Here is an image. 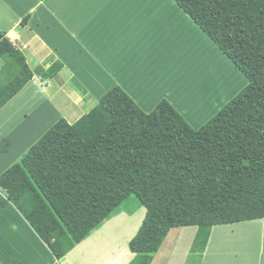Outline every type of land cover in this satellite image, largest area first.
<instances>
[{
	"label": "trees",
	"instance_id": "1",
	"mask_svg": "<svg viewBox=\"0 0 264 264\" xmlns=\"http://www.w3.org/2000/svg\"><path fill=\"white\" fill-rule=\"evenodd\" d=\"M174 1L248 85L199 129L167 99L148 113L120 86L74 123L59 119L0 175V205L12 204L58 260L132 194L146 214L130 264L154 263L183 227L198 228L204 252L213 227L264 221V0ZM0 59L1 108L35 73L2 30ZM62 68L57 60L40 79Z\"/></svg>",
	"mask_w": 264,
	"mask_h": 264
},
{
	"label": "rangeland",
	"instance_id": "2",
	"mask_svg": "<svg viewBox=\"0 0 264 264\" xmlns=\"http://www.w3.org/2000/svg\"><path fill=\"white\" fill-rule=\"evenodd\" d=\"M7 1L9 2V0ZM65 1L67 3L69 0ZM17 2L13 3L18 7ZM20 6L26 7L22 3ZM73 6H76V1ZM44 7L46 6H38L34 22L39 20L38 29L42 34H46L48 37L47 42L50 45L53 44L55 39L64 42L66 36L61 28L67 29L68 27L70 30L67 29V32L70 36L67 43L70 44V48L74 49H64V45H61L59 50L54 52L50 59L46 58L43 63L34 61L31 58L29 60L31 64L33 63V65H30L31 69L38 77L37 80H39L41 68L46 69L47 65L50 67L57 60L63 62L62 56H70L72 60L84 62V68H81L82 75L80 76L82 80L77 75H74L73 80V83L83 84L84 87L94 83L92 90L94 92L91 93L93 97L88 98L81 106L84 112L83 115L98 104L102 95L118 84L115 83L118 76L126 74L117 66V60L122 59V55L120 58H114L126 46L128 52H122V54L135 56L136 59L145 57V62L142 59L140 60L144 66L148 61L149 68L146 70L144 82L139 81L151 91L152 97L156 91L165 92L167 95L165 99L184 115L194 129H199L205 125L248 85L245 75L236 68L234 63L174 0H83L82 3L76 6L81 9L80 12L83 10L85 12V9L91 8V10L100 8L102 11L134 10V13L130 12V16L137 17L140 31L142 30V33L149 34L151 37L154 35L156 38L154 46H145L151 49L150 51L145 50L143 45L140 46V43L122 45L120 41L115 43L116 41L114 42L110 38L100 39L94 35V25L88 22L85 24L82 18L77 21L78 24H72L70 22L71 17L64 14H62V17L65 21L60 16L57 19H51ZM72 11L76 12V8H73ZM17 13H19V10H17ZM33 15H31V18H33ZM118 17H126V15L120 14ZM29 18L30 16L27 15L22 25L27 24L30 26L31 20L29 21ZM1 22L4 25L7 24L3 17H1ZM74 27L75 29L78 28V31H74ZM154 27H157L156 31ZM49 29H53L56 37L49 35ZM77 45L82 47H77ZM140 48L143 49L140 50ZM84 49H86L85 53ZM83 53L86 62L82 56ZM101 63H103V68L107 70L106 73L100 70ZM99 73H101L100 77ZM96 77H99V80ZM54 79H56V82L60 81L59 86L61 87V81H65L66 76L61 71ZM50 84L54 85L55 82H47L48 86ZM69 88L71 89L72 86H69ZM26 93L27 91L19 97L22 103L30 101V97H25ZM64 95L65 91L60 89L57 97L60 98ZM71 97L72 95H70ZM135 100L142 105L138 99ZM148 102L147 105L150 104L151 100L148 99ZM142 107L144 108L143 105ZM147 108L143 110L148 113L151 112ZM69 109L70 107L63 109V111L68 112ZM145 214L146 209L141 205L138 198L134 194L130 195L119 206L116 213L94 230L80 244L81 246L78 249H105L107 256L109 251L112 253L110 260L115 254L117 255L114 264H125L126 260V264H130L129 261L133 260L135 254L131 252L129 243L142 226ZM246 223L250 222L213 228L214 233L211 234L210 239H213L216 229L223 231L226 234L225 236L230 235V237L229 240L217 237L213 242H210L208 244L209 251H206L205 256L201 250H198L199 248L196 245L198 228L196 226L184 227L178 240L172 242L173 245L171 244L166 249H163L162 246L157 257L163 255L160 264H168L169 262L171 264H203L204 261L205 264H227L223 263L222 260L241 264L240 258L247 255L251 264L256 263L260 256L261 264H264V245L261 231H259L261 227L259 225L263 222H252L256 223L254 227L252 224L246 225ZM243 229L249 231L250 236L252 235L246 244L240 238V232L244 231ZM168 249L172 252L169 258H166L163 252ZM100 260L97 262L104 263L102 257ZM158 262L159 258L155 260L154 264H158Z\"/></svg>",
	"mask_w": 264,
	"mask_h": 264
},
{
	"label": "crops",
	"instance_id": "3",
	"mask_svg": "<svg viewBox=\"0 0 264 264\" xmlns=\"http://www.w3.org/2000/svg\"><path fill=\"white\" fill-rule=\"evenodd\" d=\"M15 1L17 2V0H9V2L7 0H0V30L5 31L11 42L25 53L29 65H33V63L31 64L29 62L31 58H33L34 61H40V63H43L46 58L50 59L54 52L59 50L61 45H64V49H74L70 48V44L67 43L68 37L70 36L67 32L68 27L67 29L64 27L61 28L66 36L64 37V42L58 39H55L52 45L47 42L48 37L46 34H42L38 29L40 25L38 23L39 20L34 22V17L36 16L39 5L46 6L44 7V10L46 9V12L50 15L51 19H57L58 16H60L61 19L65 21L62 17V14H64L65 16L69 15L71 17L70 22H72V24H78L77 21L82 18L85 24L88 22L89 24L94 25V35L100 39L110 38V40H113L114 42L116 41L115 43L120 41V44L122 45H130L132 43L135 45L136 43H140V46L143 45L144 49L147 51H150L151 49L145 46H154L156 44V38L154 35L151 37L149 34L142 33V30L140 31V28L138 27L137 17L130 16V12L134 13V10L116 9L102 11L100 8L93 10H91V8L85 9V12L84 10L81 11L83 12L81 13V9H78L76 6L79 5V3H82L83 0H69L67 2L68 4L65 0H18V7H21V3L22 5H26V7L23 6L19 9L15 3H13ZM75 1L76 6H73ZM73 8H76V12L72 11ZM17 10H19V13H17ZM32 14H34L32 16L33 18H31ZM82 14H84V16H82ZM120 14L126 15V17H118ZM25 15L30 16V26L27 24L22 25L26 18ZM1 17L6 21V25L2 24ZM154 29L156 31L157 27H154ZM73 30L78 31V28L75 29L74 27ZM49 32V35L51 34V36L56 37L54 36L53 29H49ZM71 34L74 35L73 33ZM77 47L82 46L77 45ZM141 49L143 48H140V50ZM85 51L86 49H84V53ZM122 52H128L127 46L121 49L114 58H120L122 55V59L117 60V66L122 71H125L126 74L124 76H118L116 80L117 82H115L118 84L114 86L120 85V87H122L135 102V99H138V101L144 106L143 108L142 105L136 102L139 107L144 110L148 107V111H152L159 101L167 97V95L165 92L161 93V90H159V92H154V96L152 97L151 91L141 83L144 82L146 70L149 68L148 61L145 66L140 61L142 59L145 62V57H142L141 59L138 58V60L135 56L132 57L129 56V54L124 55ZM84 53L82 56L86 62ZM62 60L64 64L61 61L63 64L61 71L63 72V75L66 76V80L61 81V87L59 86L60 81L56 82V79L54 78L47 79L46 81L41 80L42 82H39L40 79L37 80L38 77H36L35 74L33 79L30 80L15 97L0 108V175L19 161L30 147L35 144L59 119L63 117L67 118L70 123H73L72 121H77L84 113L81 107L82 104L88 98L93 97L91 93L94 92L92 91L94 83L88 87H84L85 85L83 84L73 83L75 78L74 75H77L78 78L81 79V68H84L85 63L72 60L70 59V56H62ZM5 63L4 59H0V71L5 66ZM48 66L49 65L46 66V69L49 68ZM102 68L103 63L100 64V70L106 73L107 70L104 68L102 70ZM98 75L100 77L101 73ZM113 75L114 73L112 76ZM99 77H96V79L99 80ZM47 82H55V84H50L48 86ZM69 86H72V88L70 89ZM60 89L65 91V95L58 98V91ZM26 91L27 93L25 94V97H30V101L22 103L19 97L23 96ZM70 95H72L71 98ZM148 99L151 100L149 105H147L149 103ZM68 107H70L68 112L63 111V109ZM255 221L263 222L259 225L261 226L259 231H261L260 233L263 240L264 221L253 220L245 222H250L246 223V225L252 224L254 227L256 223L252 222ZM216 227L217 226L213 228L215 229ZM243 230L244 231L240 232V238L242 241L244 240V243L246 244L252 235L250 236L249 231H245V229ZM212 233H214L213 229L211 230L207 246L204 252H202L204 256L206 251H209L208 244L213 242L214 239L222 237L229 240L230 237V235L225 236L226 234H224L223 231H218V229H216L215 235L212 237L213 239H210ZM84 241L85 240L82 242ZM82 242L66 256L58 260L12 204L6 206L0 205V264L115 263L117 258L116 254L110 260L112 253L109 251V255L107 256V251H105V249H78ZM259 250L261 251V249ZM171 252L170 249L164 251V257L169 258ZM101 257L104 263L97 262L101 261ZM162 257L163 255L157 257L159 258L158 264L161 263ZM222 261L227 264H235L229 260L228 262H225V260ZM240 261H242L240 262L241 264H251L247 255L241 257ZM130 262L131 261H129V263ZM126 263L127 260L125 264ZM168 264L171 263L169 262ZM203 264H205V261ZM253 264H261V256L257 259V262Z\"/></svg>",
	"mask_w": 264,
	"mask_h": 264
},
{
	"label": "bare ground",
	"instance_id": "4",
	"mask_svg": "<svg viewBox=\"0 0 264 264\" xmlns=\"http://www.w3.org/2000/svg\"><path fill=\"white\" fill-rule=\"evenodd\" d=\"M220 226V225H219ZM157 259V258H156Z\"/></svg>",
	"mask_w": 264,
	"mask_h": 264
}]
</instances>
